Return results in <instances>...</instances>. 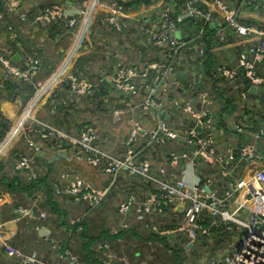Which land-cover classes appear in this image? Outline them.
<instances>
[{
    "label": "built area",
    "instance_id": "1",
    "mask_svg": "<svg viewBox=\"0 0 264 264\" xmlns=\"http://www.w3.org/2000/svg\"><path fill=\"white\" fill-rule=\"evenodd\" d=\"M207 1L213 4V11L195 4V0L194 2L190 1L189 15L195 18L196 24L201 26L200 39L204 36L205 28L213 23L216 25L214 34L216 39L212 41V46L219 45L222 48L232 45L230 41L226 42L229 40L230 34H234L236 38L238 36L239 39L257 40L256 42L250 41L245 48L240 50L235 68L220 66L218 71L225 76L234 77L238 70L242 69L252 85H264V26L243 20L245 11L259 12L263 0H241L237 9L232 8L229 4L228 6L224 0ZM2 3L4 11L0 13V20L7 24H9L6 20L7 13L17 14L19 18H23V21L37 13L35 20L44 21L47 24H52L56 20H64L67 26L79 25L81 22L85 23V26L78 30L66 59L62 60L55 70L43 79H41V75L44 65L36 52L25 53L22 64H17L12 60L11 55L13 52L10 54V46L20 41V33L14 25L7 26L9 43L3 47L0 41L2 50H5L4 52L0 51V63L4 67V71L0 75V90L7 89V84L9 87L10 84L19 83L24 86H34L35 93L26 106L20 110L17 117L11 120L10 128L14 127L10 132L11 136L0 143V160L11 161L2 157L11 156V152L4 153L7 147L6 143L12 136L15 137L20 132V128L26 132V138L30 139L33 130L31 124L38 123L39 126L35 131L39 132L40 135H44L39 136L36 134L41 140L47 143L46 133L59 138L61 136L69 138L73 144H78V147L82 149L85 160L90 165L101 168L103 173L116 176L120 171L125 170L132 176L141 175L140 177L145 182L158 183L160 189L149 192L143 199L134 196L127 198L120 204L119 212L125 217L129 214H135L136 220L146 219L148 221L147 227L154 235L167 236L170 242L173 241V244L170 243V248L167 249L163 243L154 241L152 238L147 241H140V244L149 245L151 249H155L153 247L155 245L159 249L154 252L162 254L171 253L172 245L182 244L187 246L190 243L196 244L200 241L201 236H211L213 234L211 231L212 226L218 224L215 219L212 220L209 226L201 223L203 222L201 219L202 214L208 212L211 214L210 217H218V220L224 223L226 230L235 229L238 236L236 242L231 246V250L227 253L215 252V256L212 257L210 254H204L203 258L215 259L208 260L209 264H220L219 258L228 260L229 264H264V154L259 150L256 142L243 144L238 153L239 161L246 168L255 166V170L250 176L241 180H237L233 176L235 172L234 162L236 161L234 146L232 143H227L225 147L221 148L219 147L218 138L227 135L231 137V140L236 138L234 134L221 125L215 111L211 110V98L207 92L200 88L203 86L202 80L204 79V65L202 62L205 58V44L198 40L190 45L175 36L178 22L174 18L170 6L164 7L161 18L156 23L149 21L151 28L147 36L153 44L156 42L167 57L172 56L174 52L179 54L182 52L181 49L185 51L195 50L194 60H191L189 65L196 69L194 72L192 71L190 76L185 78L183 83H180V86L184 87L185 90H189L191 94L188 99L175 100L174 105L170 107L171 111L182 110L187 124L193 123V125H187L188 135H186L181 124L177 125L172 120L160 119L153 128L138 123L127 140L129 141L125 152L127 155L119 157L104 152V148L96 144L99 132L98 128L92 123H84V127L79 128L80 134L78 136H69L44 120L41 115L36 118L34 111L43 99L49 97L51 102L48 109L54 114L58 105L55 101V95L57 92L60 93L61 86L65 82L69 85L70 91L75 92L79 97L90 95L96 86L95 83L93 84V81L91 82L90 79L84 78L82 75H74L72 71V69L80 66V63H76V57L79 53H91L93 51L90 44L85 42V47V45H82V41L87 34H95L100 26H105L107 29L113 27L121 30L123 23L118 16L124 13H133L136 10L126 11L123 4L111 0H88V2H85L87 12H85V18L82 20L80 12L78 15L71 14L65 9L63 3L57 1L40 7L37 3L34 6L28 5L26 0H2ZM140 17L137 16L135 20ZM106 21H109L107 25H105ZM73 32H71L72 36ZM211 48L210 50H212ZM70 61L71 65L68 68ZM164 68L165 65L158 61L140 64V62L129 63L126 60L118 65L116 72L113 74V81L116 83L117 88L140 101L135 105L136 108L143 112L161 109L163 102L157 95V90L161 86L158 84L148 86V81H150V73L155 74V80L160 79ZM78 74H81L80 70ZM47 91L50 92L45 94ZM194 96H197L199 102H201L200 107L194 104ZM120 112L122 110L119 108L113 111L115 115ZM0 123H2L1 116ZM197 126L201 128V131L196 130ZM223 129L225 130L223 131ZM242 129V126L236 127L239 132H242ZM15 130H17L16 133ZM185 136L195 145L193 155L187 156L188 163L192 168L197 169V166L202 162L223 166V177L228 180L227 189L223 194L207 186L190 183L185 177H181L174 182L166 180L163 169L162 176L154 175L149 160L144 159L133 146L138 138H143L148 144H165L169 141H179ZM256 137L258 139L262 138L259 133L256 134ZM36 149H39V145L35 146ZM222 150L225 153L222 154ZM16 159L15 167L25 172L24 177L26 180L30 181L39 176L40 170L38 168L42 165L41 162H38L35 153L18 154ZM179 161V156L172 153V164L177 165ZM139 168H142V170H138ZM63 173L61 176L67 180V185L66 187H60L58 184L56 192L71 197L73 202L86 204L87 212L90 211L88 214H93V210L98 208L106 199L110 186L97 189L85 180L84 182L77 174ZM244 193L245 197L239 198ZM35 197L37 202L34 207L38 208L43 197L39 192L35 194ZM229 202H231L230 207H228ZM178 207H182V209ZM18 208L19 214L17 217L11 218L14 219L13 223L24 220L28 224L29 221L34 220L32 225L35 228L38 226L36 230L43 226L40 220L45 219L47 214L34 212L33 206H26L25 203L20 204ZM87 212L86 215H88ZM82 218L71 219V224L81 222ZM11 219H0V243L2 242L7 250L8 245L2 235L5 234L6 229L14 230V227L10 229L8 224ZM82 229L83 226L79 225L78 230ZM118 230L116 227L113 231L117 232ZM46 239L50 241L51 252L54 254V258L47 259L50 264H84L83 258L73 249V246H68L62 252L58 239L53 237H47ZM97 249L99 255L102 254L103 256V258H97L101 264H141L139 263L140 260L133 261L126 254H119L107 242L100 243L96 247ZM145 258L149 264H157L155 259ZM203 258L198 259L197 264H205L201 261ZM40 261H35L34 264H46V262Z\"/></svg>",
    "mask_w": 264,
    "mask_h": 264
},
{
    "label": "crops",
    "instance_id": "2",
    "mask_svg": "<svg viewBox=\"0 0 264 264\" xmlns=\"http://www.w3.org/2000/svg\"><path fill=\"white\" fill-rule=\"evenodd\" d=\"M54 1L58 0H26L27 4L32 6L36 3L39 6H44ZM59 1L65 5V9L68 12H75L80 8L82 0ZM120 1H129L136 11L129 14H120V16H118L123 23L121 30L110 27L107 32L106 30H100L99 33H97L99 35H96V37L104 40L103 44L97 42L96 49L99 50L95 49L86 55L82 52L76 57V63H80L82 66L80 71L84 70L87 78L96 82L93 92L90 95L80 96L76 99L77 105L75 106L74 103V106L80 107L79 112H77L75 107L73 111H70V108L68 109L69 98L66 97L68 96L69 86L63 83L61 92L57 96V111L54 114L49 111V117L44 118L45 120L49 119L52 124H57L61 123V120L64 119L65 113H70L68 121L71 122L75 134H78V128L81 127L82 123H94L98 128L100 140L98 142L102 143L100 145L106 148L111 147V150L118 155L126 152L128 147L127 144H129L127 140L138 123L144 124L143 126L145 127L153 128L160 119L172 120L177 125L181 124L183 132L186 135H188L187 125H193V123L187 124L182 110L171 111L170 107L174 105L175 100L180 101L181 99H188L191 94L189 90H185L184 87L180 86V83H183L185 78L190 76L192 71L194 72L196 69L189 65V62L194 60L193 56L195 50L190 49L185 51L181 49L182 52L179 54L174 52L170 57L165 56L156 42L153 44L152 40L147 36L151 28L149 21L151 20L156 23L160 20L164 7L170 6L174 18L178 22V26L175 29V36L177 38L192 45L194 41L200 39L199 33L201 30V26L196 24L197 21L195 18L189 15L190 1L194 2V0ZM195 1L197 5H202L212 11L214 10L213 4L209 3L207 0ZM224 1L234 9H237L241 2V0ZM36 14L31 15L26 21H23V18H19L17 14L8 17V20L14 23V26L17 27L20 33V41L10 46V54L13 52L12 60L15 63L22 64L25 53L36 52L44 65V70L41 75V79H43L51 74L58 66L59 61L62 59V54L72 45V40L69 36L64 37L69 39L70 45L61 44L64 38L60 39L57 37L58 39L51 40L50 38L54 33L62 31L64 23L58 20L52 24H45L35 20ZM137 16L141 17L135 20ZM218 17L222 19L220 15H218ZM243 20L252 21L264 26V0L262 1L261 10L259 12L245 11L243 13ZM215 29V25L212 23L204 30L203 38L205 40L209 38L208 45H211L213 41ZM230 37L232 45L218 48L215 51L210 50L207 58L205 57L203 62H199H202L204 65L203 78L204 82L206 81L202 89L207 92L209 97L213 100V109L221 125L234 134L236 138L231 140L229 135L226 137L219 136V147L223 148L227 143L233 144L236 155V161L234 162L235 172L233 176L237 180H241L244 177L250 176L255 170V166L246 168L243 163L239 161L238 153L241 146L247 144V142H256L259 150L264 154V85L256 86L259 90L256 89V91H253V85L245 77L243 72L238 70L234 77H228L218 71L220 66L235 68L240 50L245 48L250 41H257L247 40V38L239 39L238 36L236 38L234 34H230ZM2 44L3 47H5V43L2 42ZM0 51H5L2 50V45H0ZM17 53L20 54V57L14 59ZM113 57L118 59H114L113 61ZM126 60L129 63L140 62V64L158 61L165 65L160 79L155 80V74L150 73V81H148V86L155 84L161 86V88L157 90V95L161 102H163L161 109L143 112L135 107V105L140 102L138 99L133 98L127 92L116 87V83L113 81V74L116 72L118 65ZM3 71L4 67L0 66V72ZM10 86L11 85L8 87V91L11 93L12 90ZM192 92L196 93L194 91ZM24 94L27 95L25 92ZM7 95L8 94L4 92L0 93V111L5 117L11 120L16 118L22 106L30 99L32 94L27 99H25L22 93H18L14 99L5 97ZM194 101V104L198 107L201 106V102H199L197 96H194ZM45 107L48 108V105ZM111 107L112 110L110 109ZM113 107H115V109H121L122 112L115 115L113 113ZM67 125L68 124H64L63 126ZM237 126L243 127L242 132L236 130ZM196 130L201 131V128L197 126ZM224 130L225 129H223V131ZM261 131L262 133H260ZM257 133L261 134L262 138L258 139V137H256ZM40 144H42L43 147L42 141ZM133 146L144 159L149 160L153 173H158L159 171L158 175L162 176V169L164 170V178L166 180L174 182L181 177H185L190 183H198L204 187L207 186L220 194H223L227 189L228 180L223 177V166L202 162L196 169L189 165L187 156L193 155L195 145L189 141L187 136L179 141H169L165 144H148L143 138H138L133 143ZM44 150L62 156L61 159L50 160L36 152V155L39 157L38 162L40 163L42 161L43 164V166L38 169L40 170L43 167L45 169V175L42 181L46 178L48 182L45 184L50 187H53L52 184L54 181H58V184L62 182L60 187H66V182L61 180V175L65 171H74V173L84 177L88 183L95 187L110 186L107 198L114 193L113 191L116 186L127 189L126 199L130 196L143 199L149 192L160 189L158 183L153 181L145 182L142 178L138 180V176L127 174L128 172L125 170L120 171V174L116 176L100 172L84 160L82 149L79 147L64 148L59 151L46 148H44ZM172 153L179 156V164H172ZM223 153H225L224 150H222V154ZM117 183L119 185H117ZM54 191L53 189V200L56 208L60 211L52 209L49 204L45 205L50 210L44 221L46 224L45 226L50 229V234L42 236L38 233L39 230L31 231L23 220L21 223L24 226L17 227L16 225L17 229H22L21 233L18 231V235H21H17V239L13 241L16 243L23 241V243H27L28 246L31 245L32 247L29 246L30 248L37 250L42 244L49 246L48 240L46 239L47 237L56 236L60 232L63 233L65 239L69 237L70 232L72 233L69 228V221L71 222V219L85 217L88 208L86 204L73 202L67 196L57 194ZM16 195L19 197V201L25 203L21 190H17ZM244 197L245 193L241 194L239 198ZM107 198L104 200L105 204L106 202L108 204ZM122 202L123 200L121 203ZM104 203L93 210L92 216L95 215L96 210L104 206ZM230 203L231 202L228 203V207H230ZM119 207H117L114 212L109 213H106L108 207L103 209L106 218L103 219V223L99 222L101 226L97 227L94 235L101 234L106 229H111L113 231L114 229H112V226L117 227L119 229L117 232L125 234L126 242L129 245L125 247L124 251L130 254L129 257L133 261L150 257L161 262H166V254L152 252L150 251L151 248L149 245L140 244V237H143L142 234L145 236L147 234L154 236L153 232L147 227L148 221L146 219L136 220L135 214H129L125 217L120 214ZM210 216V213L205 212L202 214L201 219L204 224H210L213 219L218 222V224L212 228L213 234L211 236H201L200 241L196 244L190 243L187 246H183L182 244L174 245L176 248H182L180 252H182V256L184 257V264H197L202 254H208L211 251L215 253L217 250H223L221 252L227 253L230 251L234 242H236L238 237L236 235V230H226L224 223L219 221L218 217ZM8 217L9 216H6L4 218ZM106 219L108 220V225ZM34 233H36V236H34ZM13 241H11V243ZM90 244L92 245V243H89V245ZM211 244L214 245L213 249L206 248ZM114 245L117 246L118 243L115 241ZM1 249L2 244L0 243V250ZM89 250L91 251L90 247ZM150 252L151 255H149ZM85 264H99V261L97 258H94V256L92 258L88 256V260Z\"/></svg>",
    "mask_w": 264,
    "mask_h": 264
},
{
    "label": "rangeland",
    "instance_id": "3",
    "mask_svg": "<svg viewBox=\"0 0 264 264\" xmlns=\"http://www.w3.org/2000/svg\"><path fill=\"white\" fill-rule=\"evenodd\" d=\"M83 1H84V5L79 8V12H80V16H81V19L82 20L85 18V12H87V7H86V4H85V0H83ZM111 1L112 2H117L119 4H123L126 7V11L135 9L134 7H132V4H130L129 1H120V0H111ZM108 23H109V21H106L105 22V25H107ZM10 24L11 25H14L13 22H9V24H7L3 20H0V41L1 42H4L7 39V37H8V29H7V26L10 25ZM84 26H85V23H82V22L79 25H75L74 24V25L68 26V27L65 26L70 31H74L73 32V36H69V38L71 40H74L76 38V34L78 33V30L84 28ZM108 29L105 26H100V28H98V30H97L96 33H99L100 30H106V32H107ZM96 33L95 34H92V33L87 34L86 37L84 38V40L82 41V45H85V47H86V44H85V42H86L87 44H90L91 45V47H92L93 50H95L96 49L97 42L98 43L100 42L101 44H103L104 43L103 42L104 40L97 38L96 35H99V34H96ZM65 36H67V35H65ZM61 44H68V45H70L69 39L68 38L67 39L64 38V40L61 41ZM71 44H72V42H71ZM70 48H71V45L62 54V57H61L62 59L59 61V63L62 60L66 59V57H67V55H68V53L70 51ZM218 48H221V47L219 45H213L211 49L212 50H217ZM96 50H99V49H96ZM86 53H83V54L86 55ZM0 64H2V63H0ZM70 65H71V61L68 63V68L70 67ZM81 67L82 66L80 65V66H77L76 68L72 69L73 74L74 75H78V76L82 75L84 78H87L86 74L84 73V70L81 71V74H78V72H79V70H80ZM92 83L93 84L95 83V85H96V82H92ZM7 88H8V84H7ZM200 88L202 89V86ZM49 92L50 91H47L45 94H48ZM53 94H54V92L52 93V95ZM58 94L59 93L57 92L55 96H57ZM66 97L69 98V100H68L69 106L68 107L70 108V111H73V109L75 107L74 106V103H75V100H76L75 98H78L79 96L76 95L75 92L69 91L68 92V96H66ZM46 98H48V99H43L42 102L40 103V105L38 107H36V109L34 111V115H35L36 118H39V115H41V117H43V118H48L49 117V114L48 113H50V112H49L48 108H46L45 106H47V105L50 104L51 99L49 97H46ZM93 99H95V98H93ZM26 104H24V106L22 107V109L26 106ZM213 104H214V102L211 99L210 107H211V110L212 111H214ZM75 108H76L77 112L80 111V107H75ZM113 108H114L113 109V111H114L115 110V107H113ZM110 109L112 110V107ZM86 123H89V122H86ZM0 124H2V123H0ZM92 124L95 125L94 123H92ZM31 125L33 126V130H32V133H31L32 136L30 137V139L26 138V132L22 128H20V132L15 137L12 136L11 139L6 143V146L7 147L5 148L4 153L7 154V153L11 152V156L10 157H2L4 159H10L11 160L10 162H6L5 169L9 171V173H10L11 176L16 175L17 177H21V180H19L20 184L25 182L23 180L24 179L25 172L16 169V167H15L16 166V161H17L16 157L18 156V154L21 155L23 153H34L36 151L35 150V146L39 145L41 143V141H42L39 136H44L43 134L40 135L39 132H36L35 131V129L38 128V126H39L38 123L31 124ZM81 126L84 127L83 126V123H82ZM13 127L10 128V126L8 125V129L10 128L9 129V132H6V137H4L2 139L0 138V143H2L4 140H7L11 136L10 132L12 131ZM64 132H65L66 135H69V136H78L80 134V131H79L78 134H75L74 131L71 132L70 130H65ZM36 134H38L39 136H36ZM46 135L47 136H45V137H46V139L47 138L48 139L46 140L47 141V144H46V147L45 148L46 149H49V150H52V147L49 146L48 143L51 142V141H54V137H56V136L50 135L48 133H46ZM61 138H66L69 141V145L68 146H65L66 149L78 147V144H73L70 141L69 138L63 137V136H61ZM21 144H23V145H21ZM97 145L98 146H101L102 148H104L103 151L104 152H108L109 154H112V155H115V156H119V157H123V155H127V153H125V154L123 153L121 155H118V154H115L111 150V147H107L106 148V147H104V146H102L100 144H97ZM58 151H59V149H58ZM84 160H85V158H84ZM38 165H40V164H38ZM93 167H95V166H93ZM95 168L97 170H99L100 172H102L101 168H99V167H95ZM138 170H142V168H139ZM158 173H159V171H158ZM158 173L154 172V175H158ZM127 174H129V173H127ZM140 176L141 175L138 176V178H137L138 180H141V177ZM79 178L82 179L83 181L84 180L86 181V179L84 177H82V176H80ZM61 180L62 181L64 180V177L63 176L61 177ZM88 184H90V183H88ZM90 185L92 187H94V188H97V189H100V188L105 187V186H102V187L99 188V187L93 186L92 184H90ZM117 185H119V184L117 183ZM4 187H5L4 184L2 186V183H0V217L4 218L7 215V213L14 214V217H17V215L19 214V208L18 207H19L20 204H23V203L21 201H19V197L16 195V193L15 194L14 193L11 194L8 191H6ZM126 191H127V189L119 188V186L118 187L116 186L115 190L113 191L114 193L111 194L107 198L108 204H107V202H106V204L103 202L104 203L103 204L104 206H101L98 210H96L95 215L90 218L89 223L87 224L88 229H89V231H88L89 233L94 234V232L97 229V227H100L101 226L99 222H102L103 223V219L106 218L105 217V212H103V209L104 208L108 207V209L106 210V213L114 212L115 209L117 207H119L121 201L122 200H123V202L125 201V199H126V197H125L126 196ZM37 192H39L43 198L41 200L40 206L38 208H35L34 206L36 205V202H37L36 201L37 198L35 197V194ZM23 199H24V202H25L26 206H33V211L34 212L37 211L39 213H45V215H46L50 211L45 206V195L40 190L35 191L32 195H29L27 192H23ZM15 200H16V204L17 205L14 203ZM260 206H263V205H260ZM178 208L179 209H182V207H178ZM1 215H4V216H1ZM9 217H10L9 219H11V215H9ZM13 220L14 219L9 220L8 221V224H9L10 229L12 227H14V230L12 231V230L6 229L5 230V234L2 235L4 241L8 245V250L5 248V246L1 242L2 249L0 250V257L1 256H4V259H1L0 258V264H34L35 261L41 262L40 260L46 262V264H50L47 261V259H51V257L54 258V254L51 252L52 250H51V243H50V241H47L48 244H49V246H47L46 244H42V246H39L37 248V250H35L34 248H30L32 246L29 245L30 246L29 247L28 244L27 243H23V241L22 242L20 241L23 244H21L20 242H17V245L16 246L11 243V241L17 239V235H18V231H19V229L16 228L17 223L16 222L13 223L14 222ZM97 220H99V221H97ZM106 222H107V225H108V220L107 219H106ZM27 225L29 226V228L31 229V231H35L36 229H38V226H37V228H35L34 226H32V222H30V221H29V223ZM105 227H107V226H105ZM115 228L116 227L112 226V229H115ZM142 235H143V237H140V241H147V236H145L144 234H142ZM34 236H36V233H34ZM53 238L58 239V241H59L58 243H60L61 244V247H62V252H64L65 251V248L67 249L68 246H70V247L71 246H75L74 245L75 243L69 241V238L68 239L67 238L65 239V236L61 232L59 234H57L56 236H53ZM172 242L173 241H171V243ZM153 247L155 249H150V251H152V252L157 251L156 249H159V248L155 247V245H153ZM213 247H214V245L211 244V245H209V247H206V248L213 249ZM172 248H174V245H172ZM221 251H223V250H217L215 252H221ZM149 255H151V252H150ZM210 255H211V257L212 256H215L214 253L213 254H210ZM27 256H29V257H27ZM83 256H84V254H83ZM88 256L90 258H92L93 256H94V258H99V257L103 258L102 254L99 255L98 249L97 250H91L89 252V255ZM203 257H204V254L201 255V258H203ZM208 260H215V259L203 258L201 261L203 263H205V264H209L210 262ZM219 262H220V264L221 263L229 264V261L228 260H225L223 258H219ZM139 263H141V264H149V262H148V260L146 258H141ZM162 263L163 264H166L165 261H162Z\"/></svg>",
    "mask_w": 264,
    "mask_h": 264
},
{
    "label": "trees",
    "instance_id": "4",
    "mask_svg": "<svg viewBox=\"0 0 264 264\" xmlns=\"http://www.w3.org/2000/svg\"><path fill=\"white\" fill-rule=\"evenodd\" d=\"M60 21H62L64 23V25H65V21L64 20H60ZM57 33H59V32H57ZM57 33H54L52 36H55ZM208 39L209 38H206L207 41L204 38L199 39L200 42L205 44L204 45V47H205L204 49H205V57L206 58H207L208 53L210 52V48L212 47V45H208ZM215 39L216 38H213V41ZM229 41L231 42V37H229V40L226 41V42H229ZM205 63H206V61H205ZM239 71L243 72V74L245 75V73H244V71L242 69H239ZM205 72H206V70H205ZM245 77L250 81V79L246 75H245ZM205 83H206V81L204 82V79H203L202 80V84H205ZM18 87H19L18 84H12L10 86V89L12 90V92L10 94H8L6 97L14 99L18 93H22L24 95L25 99H27L33 93V89L32 88L19 89ZM24 92L27 95H25ZM68 109H69V107H68ZM1 116H2V124L0 126V138L2 139V138H4L6 136V132L8 131V125H10V120L5 118L3 115H1ZM69 118H70V113H65L64 114V119L61 120V123L55 124L56 127L61 129V130H63V131H65V130H70L71 132L74 131V128H73L71 122L68 121ZM64 124H68V125L67 126H63ZM98 141H100L99 140V136H98V138L96 140V144H102V143H99ZM48 145L51 146L52 149H54V150H58V149L61 150V149H64L65 146L69 145V141L66 138L56 137L54 139V141L49 142ZM6 162H9V161L8 160H1L0 161V183H2V186L4 184V186H5L4 188H5L6 191H8L11 194L12 193L15 194L17 192V190H21L22 192H27L29 195H32L35 191L40 190L45 195V205L49 204V206L52 209L60 211L58 208H56L54 200H53V189L54 190L56 189L57 182L54 181L53 184L51 183L53 187H50L49 185L45 184V183L48 182V180L46 178L44 179V181H42L43 176L45 175L44 167L40 169V174H39V176L37 178L28 181L24 177L23 180L25 182L20 184L19 180H21V177H17L16 175L11 176L9 171L5 170ZM52 182H53V179H52ZM69 199L72 200L71 197H69ZM14 203L16 204V200L14 201ZM87 211H88V209H87ZM89 212H87V214ZM9 215H11V218L14 217V214H10V213H7L6 216H9ZM1 216H4V215H1ZM91 217H93L92 214H88V215H86L85 217L82 218L81 222H77L76 224H71V222L69 221V228L71 229L72 233L70 232V235H69V237H67V239L69 238V241L75 243L74 244L75 245L74 249L83 258L84 264L88 260V255H89V252H90L89 247L91 248V250H96V247L100 243H104V242H107L112 247V249H114L119 254H122V255L126 254L127 256H130V254H128L127 252L124 251L125 247L127 245H129L126 242L124 233H122V232H117L116 233V232L112 231L111 229L110 230L106 229L104 232H102L101 234H98V235H94L92 233H89L88 232L89 229H88L87 224L89 223V220H90ZM9 218L10 217H8V218H0V219L1 220H6V219H9ZM22 221L23 220L17 222V227L18 226H24L21 223ZM44 221H45V219L40 220V222L43 225H46L44 223ZM32 222L34 223V220H32ZM201 223H203V222H201ZM79 225L83 226V229L80 230V231L78 230ZM204 225L209 226L210 224H206L205 223ZM214 226L215 225H213L212 228ZM212 228H211V231H212ZM21 230L22 229L19 228L20 233H21ZM18 236H20V235H18ZM146 236H147V240L152 238L154 241H159V242L163 243L165 248H167V249L170 248V243L171 242H170V239L167 236H162V237L159 236V235L152 236L151 234H147ZM100 241H102V242H100ZM115 241L118 243L117 246L114 245ZM12 243L17 245V243L15 241H13ZM89 243H92V245L90 244L91 245L90 246ZM112 245H114V246H112ZM181 249H182L181 247H179V248L174 247L172 249L173 251L171 253H166L165 260H167V261L165 263L166 264H168V263L184 264V262H183L184 261V257L182 256V252H180ZM211 253L212 252H209L208 254H211ZM83 254H84V256H83ZM163 254H165V253H163ZM0 258L4 259V256H1ZM155 262L157 264H163L161 261H158L156 259H155ZM99 264H101L100 261H99Z\"/></svg>",
    "mask_w": 264,
    "mask_h": 264
},
{
    "label": "clouds",
    "instance_id": "5",
    "mask_svg": "<svg viewBox=\"0 0 264 264\" xmlns=\"http://www.w3.org/2000/svg\"><path fill=\"white\" fill-rule=\"evenodd\" d=\"M88 2V0H85V2ZM55 2V1H54ZM57 2H59V3H61L59 0L57 1ZM51 3H53V2H51ZM51 3H48L47 5H49V4H51ZM2 0H0V13L2 12V11H4V9H3V7H2ZM84 5V1L82 0L81 1V6L80 7H82ZM40 7V6H39ZM71 14H75V15H78L79 14V8L75 11V12H70ZM11 15H13V14H10V13H7L6 14V20L8 21V22H11V21H9L8 20V17L9 16H11ZM56 21H58V20H56ZM40 22H43V23H45L44 21H40ZM45 24H47V23H45ZM64 26H67L66 25V22H65V25ZM68 27V26H67ZM66 32H68L67 34H64V33H66ZM71 32H73V31H70L68 28H66V27H64V29L61 31V32H59V33H57L55 36H51V40H55V39H58V38H64V36L65 35H67V36H72V33ZM64 34V35H63ZM58 37V38H57ZM72 43H73V40L71 41ZM3 43H5V44H7V43H9V40H8V37H7V40L6 41H4ZM0 45H2L1 43H0ZM12 56H13V53H12V55H11V58H12ZM23 56V55H22ZM18 64V63H17ZM0 66H3L2 64H0ZM1 73H3V72H0V75H1ZM66 83V82H65ZM13 84H18L19 85V87L18 88H20V89H22V88H35L34 86H31V85H20L19 83H13ZM67 84V83H66ZM10 85H12V84H10ZM69 86V85H68ZM253 86H256V85H253ZM69 91H70V88H69ZM1 92H4L5 94H10V91H8V88L7 89H5V90H0V93ZM61 92V91H60ZM34 93H35V89H33V93H32V95H31V97H30V99L32 98V96L34 95ZM58 96V95H57ZM57 96L55 97V101L57 102ZM6 97V96H5ZM29 99V100H30ZM28 100V101H29ZM27 101V102H28ZM76 101V100H75ZM26 102V103H27ZM25 103V104H26ZM58 104V103H57ZM77 105V101L75 102V106ZM24 106V105H23ZM22 106V107H23ZM50 105H48V107H49ZM57 107H58V105H57ZM22 109V108H21ZM20 112V111H19ZM1 115H3L4 116V114H2V112H0V116ZM5 117V116H4ZM17 117V116H16ZM5 118H7V117H5ZM1 119H2V116H1ZM8 119V118H7ZM15 119V118H14ZM14 119H11V120H14ZM44 119V118H43ZM10 120V119H9ZM11 120H10V125H11ZM45 120V119H44ZM46 121H48L49 123H51L50 122V120L48 119V120H46ZM52 124V123H51ZM9 125V126H10ZM54 126H56L55 124H53ZM1 126V125H0ZM78 130H79V128H78ZM8 131H9V129H8ZM7 131V132H8ZM42 142H43V147L45 148V146H46V142H44L43 140H42ZM39 145H42V144H39ZM40 148V147H39ZM36 152H38V149H36V151L34 152L35 154H36ZM30 154H32V153H30ZM37 156V155H36ZM38 157V156H37ZM39 158V157H38ZM41 160V159H40ZM41 165L43 166V164H42V161H41ZM65 172H67V173H69V174H76V173H74V171H65ZM64 174V173H63ZM78 175V174H77ZM62 177V176H61ZM63 181H65L66 183H67V180H63ZM57 185H58V181H57ZM60 185H62V182L59 184V186ZM67 185V184H66ZM55 193H57L56 192V189H55ZM57 194H59V193H57ZM60 195H64V196H67V195H65V194H60ZM68 198H69V196H67ZM107 198V197H106ZM43 226H45V225H43ZM35 231H38V230H35Z\"/></svg>",
    "mask_w": 264,
    "mask_h": 264
},
{
    "label": "water",
    "instance_id": "6",
    "mask_svg": "<svg viewBox=\"0 0 264 264\" xmlns=\"http://www.w3.org/2000/svg\"><path fill=\"white\" fill-rule=\"evenodd\" d=\"M18 57H20V54L19 53L15 54L14 59H17ZM114 59H118V58L113 57L112 60L114 61ZM256 89L259 90L258 87L253 86L252 90L253 91H256ZM39 147L40 148L38 149V154H40L41 156H43L45 158H49L50 160H55V159H61L62 158L61 155L47 152L46 150H44V148L42 147V145H39ZM38 233L40 235H42V236H46V235L50 234V229L48 227H46V226H42L39 229Z\"/></svg>",
    "mask_w": 264,
    "mask_h": 264
},
{
    "label": "bare ground",
    "instance_id": "7",
    "mask_svg": "<svg viewBox=\"0 0 264 264\" xmlns=\"http://www.w3.org/2000/svg\"><path fill=\"white\" fill-rule=\"evenodd\" d=\"M17 130H15V133H16Z\"/></svg>",
    "mask_w": 264,
    "mask_h": 264
}]
</instances>
